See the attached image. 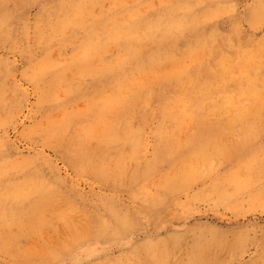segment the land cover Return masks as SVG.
Listing matches in <instances>:
<instances>
[{"label": "rangeland", "instance_id": "1", "mask_svg": "<svg viewBox=\"0 0 264 264\" xmlns=\"http://www.w3.org/2000/svg\"><path fill=\"white\" fill-rule=\"evenodd\" d=\"M143 1L0 0V264H264V0Z\"/></svg>", "mask_w": 264, "mask_h": 264}, {"label": "bare ground", "instance_id": "2", "mask_svg": "<svg viewBox=\"0 0 264 264\" xmlns=\"http://www.w3.org/2000/svg\"><path fill=\"white\" fill-rule=\"evenodd\" d=\"M20 1H21V0H20ZM35 1H36V0H35ZM40 1H41V0H40ZM61 1H62V0H61ZM159 1H160V0H159ZM172 1H173V0H172ZM178 1H179V0H178ZM178 1H177V2H178ZM197 1H198V0H197ZM199 1H200V0H199ZM202 1H203V0H202ZM26 2H27V1H26ZM33 2H34V1H33ZM59 2H60V1H59ZM70 2H71V1H70ZM89 2H90V1H89ZM103 2H104V1H103ZM110 2H111V1H110ZM110 2H109V3H110ZM132 2H133V1H132ZM132 2H131V3H132ZM144 2H145V0L143 1V4H144ZM162 2H164V1H162ZM181 2H182V1H181ZM200 2H201V1H200ZM217 2H218V1H217ZM217 2H216V3H217ZM225 2H226V1H225ZM6 3H7V2H6ZM123 3H124V2H123ZM141 3H142V2H141ZM148 3H149V2H148ZM175 3H176V1H175ZM194 3H195V2H194ZM196 3H197V2H196ZM196 3H195V4H196ZM202 3H203V2H202ZM226 3H227V2H226ZM229 3H230V2H229ZM260 3H261V1H260ZM14 4H16V3L14 2ZM42 4H43V3H42ZM96 4H97V3H96ZM101 4H102V3H101ZM156 4H157V3H156ZM168 4H169V3H168ZM261 4H262V3H261ZM261 4H260V5H261ZM83 5H84V4H83ZM91 5H94V4H91ZM122 5H123V4H122ZM128 5H130V4H128ZM136 5H137V4H136ZM157 5H158V4H157ZM162 5H163V4H162ZM181 5H182V4H181ZM256 5H257V4H256ZM262 5H263V4H262ZM262 5H261V6H262ZM17 6H18V5H17ZM17 6H16V8H17ZM23 6H24V5H23ZM62 6H64V5L62 4ZM65 6H66V5H65ZM65 6H64V7H65ZM95 6H96V5H95ZM112 6H113V5H112ZM114 6H115V5H114ZM166 6H167V5H166ZM172 6H173V5H172ZM176 6H177V4H176ZM226 6L228 7V5H226ZM7 7H8V6H7ZM24 7H25V6H24ZM40 7H41V6H40ZM60 7H61V6H60ZM91 7H92V6H91ZM154 7H155V6H154ZM168 7H169V6H168ZM168 7H167V8H168ZM214 7H215V6H214ZM257 7H259V6H257ZM257 7H256V8H257ZM263 7H264V6H263ZM16 8H15V9H16ZM21 8H22V7H21ZM21 8H20V9H21ZM74 8H75V7H74ZM81 8H82V7H81ZM83 8H84V7H83ZM88 8H89V7H88ZM88 8H87V9H88ZM92 8H93V7H92ZM106 8H107V5H106ZM117 8H118V6H117ZM125 8H126V7H125ZM139 8H141V7H139ZM152 8H153V7H152ZM165 8H166V7H165ZM188 8H189V7H188ZM254 8H255V7H254ZM20 9H18V11H19ZM41 9H42V8H41ZM45 9H46V8H45ZM45 9H44V12L46 11ZM54 9H55V8H54ZM75 9H76V8H75ZM87 9H86V10H87ZM107 9H108V8H107ZM111 9H112V8H111ZM129 9H131V8H129ZM136 9H137V8H136ZM147 9H149V8H147ZM147 9H146V10H147ZM150 9H151V8H150ZM176 9H177V8H176ZM181 9H182V8H181ZM191 9H192V8H191ZM133 10H134V9H133ZM141 10H142V9H141ZM156 10H157V9H156ZM174 10H175V9H174ZM0 11H1V9H0ZM16 11H17V10H16ZM21 11H22V10H21ZM40 11H41V10H40ZM40 11H39V12H40ZM52 11H53V10H52ZM148 11H149V10H148ZM162 11H164V9H163ZM227 11H228V10H227ZM259 11H260V8H259ZM22 12H23V11H22ZM75 12H76V11H75ZM83 12H84V11H83ZM118 12H119V11H118ZM120 12H121V11H120ZM158 12H159V11H158ZM173 12H174V11H173ZM176 12H177V11H176ZM196 12H197V11H196ZM251 12H253V11H251ZM17 13L19 14V12H17ZM17 13H16V14H17ZM40 13H41V12H40ZM48 13H49V12H48ZM69 13H70V12H69ZM71 13H72V12H71ZM71 13H70V14H71ZM109 13H110V12H109ZM112 13H113V12H112ZM115 13H117V12H115ZM128 13H129V12H128ZM153 13H154V12H153ZM191 13H192V12H191ZM199 13H200V11H199ZM255 13H256V12H255ZM255 13H254V14H255ZM25 14H26V13H25ZM42 14H43V13H42ZM74 14H75V13H74ZM98 14L100 15V13H98ZM105 14H107V13H105ZM117 14H118V13H117ZM119 14H120V13H119ZM119 14H118V15H119ZM172 14H173V13L171 12V15H172ZM179 14H180V13H179ZM194 14H195V13H194ZM221 14H222V13H221ZM254 14H253V15H254ZM263 14H264V13H263ZM23 15H24V14H23ZM99 15H97V16H99ZM108 15H109V14H108ZM167 15H168V14H167ZM185 15H186V14H185ZM223 15H225V14H222V16H223ZM256 15H258V14H256ZM256 15H255V16H256ZM17 16H18V15H17ZM63 16H64V15H63ZM63 16H62V17H63ZM69 16H70V15H69ZM78 16H79V15H78ZM116 16H117V15H116ZM130 16H131V15H130ZM138 16H140V15H138ZM179 16H180V15H179ZM15 17H16V16H15ZM55 17H56V16H55ZM84 17H85V16H84ZM124 17H125V16H124ZM158 17H159V16H158ZM158 17H157V18H158ZM164 17H165V16H164ZM187 17H189V16H187ZM187 17H186V19H187ZM22 18H23V17H22ZM41 18H42V17H41ZM48 18H49V17H48ZM88 18H89V17H88ZM96 18H97V17H95V18H93V19H96ZM105 18H106V17H105ZM137 18H138V17H137ZM151 18H152V17H151ZM169 18H170V17H169ZM176 18H178V17H176ZM257 18H258V17H257ZM14 19H15V18H14ZM49 19H50V18H49ZM55 19H56V18H55ZM98 19H99V17H98ZM102 19H103V18H102ZM113 19H116V18H113ZM121 19H122V18H121ZM149 19H150V18H149ZM183 19H185V18H183ZM186 19H185V20H186ZM213 19H214V17H213ZM255 19H256V17H255ZM37 20H38V19H37ZM100 20H101V19H100ZM106 20H107V19H106ZM147 20H148V19H147ZM164 20H165V19H164ZM167 20H168V17H167ZM167 20H165V21H167ZM170 20H171V19H169V21H170ZM204 20H205V19H204ZM221 20H222V19H221ZM223 20H224V19H223ZM233 20H234V19H233ZM253 20H254V19H253ZM22 21H23V20H22ZM33 21H34V20H33ZM40 21H41V20H40ZM62 21L64 22V20H62ZM62 21H61V22H62ZM65 21H66V20H65ZM73 21H76V20H73ZM91 21H92V20H91ZM103 21H105V20H103ZM120 21H121V20H120ZM131 21H132V20H131ZM131 21H130V22H131ZM172 21H173V20H172ZM174 21H175V20H174ZM206 21H207V20H206ZM212 21H213V20H212ZM216 21H217V20H216ZM37 22H39V21H37ZM58 22H59V21H58ZM79 22H80V21H79ZM87 22H88V21H87ZM106 22H107V21H105V23H106ZM140 22H141V21H140ZM155 22H156V21H155ZM196 22H197V21H196ZM209 22H210V21H209ZM222 22H223V21H222ZM222 22H221V23H222ZM66 23H67V22H66ZM74 23H76V22H74ZM85 23H86V22H85ZM105 23H104V24H105ZM114 23L116 24L117 22H114ZM126 23H127V22H126ZM128 23H129V22H128ZM156 23H157V22H156ZM156 23H155V24H156ZM165 23H166V22H165ZM190 23H191V22H190ZM193 23H194V22H193ZM193 23H191V24H193ZM206 23H207V22H206ZM232 23H233V22H232ZM254 23H255V20H254ZM6 24H7V23H6ZM59 24H60V23H59ZM64 24H65V22H64ZM67 24H68V23H67ZM67 24H66V25H67ZM83 24H84V22H83ZM117 24H118V23H117ZM130 24H132V23H130ZM152 24H153V23H152ZM168 24H169V22H168ZM188 24H189V23H188ZM10 25H11V24H10ZM61 25H62V24H61ZM61 25H59V26H61ZM75 25H76V24H75ZM118 25H120V24H118ZM123 25H124V23H123ZM157 25H158V23H157ZM162 25H163V21H162ZM201 25H202V24H201ZM201 25H200V26H201ZM42 26H45V25H42ZM47 26H49V25L47 24ZM53 26H54V25H53ZM57 26H58V25H57ZM57 26H55V27H57ZM63 26H64V25H63ZM76 26H77V25H76ZM81 26H83V25L81 24ZM85 26H87V25L85 24ZM88 26H89V25H88ZM155 26H156V25H155ZM170 26H171V25H170ZM170 26H169V27H170ZM172 26H173V25H172ZM174 26H175V24H174ZM182 26H183V25H182ZM184 26H185V28L188 27V26H186V25H184ZM189 26H190V25H189ZM228 26H229V25H228ZM5 27H6V26H5ZM11 27H12V26H11ZM73 27H75V26H73ZM78 27H79V26H78ZM107 27H108V26H107ZM192 27H193V25H192ZM197 27H198V26H197ZM210 27H211V26H210ZM210 27H209V28H210ZM212 27H213V26H212ZM23 28H24V27H23ZM58 28H59V27H58ZM63 28H64V27H63ZM63 28H62V29H63ZM87 28H88V27H87ZM96 28H98V27H96ZM103 28H104V27H103ZM117 28H118V27H117ZM157 28H158V27H157ZM157 28H156V29H157ZM159 28H160V26H159ZM180 28H181V27H180ZM239 28H240V27H239ZM20 29H21V28H20ZM25 29H26V25H25ZM34 29H35V28H34ZM59 29H60V28H59ZM62 29H61V30H62ZM71 29H72V28H71ZM71 29H70V30H71ZM91 29H92V28H91ZM154 29H155V28H153V30H154ZM201 29H202V28H201ZM6 30H7V29H5V31H6ZM28 30H29V29H28ZM84 30H85V28H84ZM151 30H152V28H151ZM153 30H152V31H153ZM178 30H179V27H178ZM183 30H184V29H183ZM189 30H190V29H189ZM189 30H188V32H189ZM192 30H193V29H192ZM194 30H195V28H194ZM202 30H203V29H202ZM208 30H209V29H208ZM216 30H217V29H216ZM229 30H230V28H229ZM8 31H9V28H8ZM25 31H26V30H25ZM62 31H63V30H62ZM88 31H91V30H88ZM105 31H106V28H105ZM107 31H108V29H107ZM115 31H116V30H115ZM136 31H137V30H136ZM163 31H164V30H163ZM190 31H191V30H190ZM222 31H223V30H222ZM240 31L243 32L242 30H240ZM38 32H39V31H38ZM68 32H69V31L67 30L66 33H67V35L69 36L70 34H68ZM160 32H162V31H160ZM167 32H168V31H167ZM181 32H182V31H181ZM208 32H209V31H208ZM211 32H212V30H211ZM218 32H219V31H218ZM3 33H4V31H3ZM5 33H6V32H5ZM12 33H13V32H12ZM66 33H65V34H66ZM76 33H77V31H76ZM86 33H87V31H86ZM89 33H90V32H89ZM121 33H122V32H121ZM146 33H148L147 30H146ZM193 33H194V32H193ZM200 33H201V32H200ZM206 33H207V32H206ZM51 34H52V33H51ZM51 34H50V35H51ZM65 34H64V35H65ZM80 34H81V33H80ZM101 34H102V33H101ZM103 34H104V33H103ZM113 34H114V33H113ZM113 34H112V35H113ZM116 34H117V32H116ZM169 34H170V33H169ZM169 34H168V36H169ZM174 34H176V32L173 33V35H174ZM234 34H235V33H234ZM240 34H242V33H240ZM1 35H2V34H1ZM14 35H15V34H14ZM33 35H34V34H33ZM43 35H44V33H43ZM58 35H59V33H58ZM58 35H55V36L58 37ZM62 35H63V34H62ZM143 35H144V33H143ZM145 35H147V34H145ZM185 35H186V32H185ZM199 35H200V34H199ZM213 35H214V34H213ZM219 35H220V33H219ZM232 35H233V34H232ZM244 35L246 36V34H244ZM28 36H29V35H28ZM36 36H37V35H36ZM75 36H76V35H75ZM75 36H74V37H75ZM100 36H101V35H100ZM106 36H107V35H106ZM113 36H114V35H113ZM139 36H140V35H139ZM139 36H138V37H139ZM171 36H172V34H171ZM193 36H194V35H193ZM226 36H227V35H226ZM233 36H234V35H233ZM5 37H6V36H5ZM25 37H26V36H25ZM41 37H42V36H41ZM169 37H170V36H169ZM181 37H182V36H181ZM181 37H180V38H181ZM187 37H188V36H187ZM212 37H213V36H212ZM229 37H230V34H229ZM251 37H252V36H251ZM261 37H262V36H261ZM261 37H259V38H261ZM31 38H32V37H31ZM65 38H66V37H65ZM106 38H107V37H106ZM111 38H113V37H111ZM128 38H129V37L127 36V41H128ZM130 38H131V36H130ZM167 38H168V37H167ZM171 38H173V37H171ZM183 38H184V37H183ZM21 39H22V37H21ZM101 39H103V38H101ZM108 39H109V37H108ZM148 39H149V38H148ZM155 39H157V38H155ZM158 39H159V38H158ZM191 39H192V38H191ZM207 39H208V38H207ZM215 39H216V38H215ZM218 39H219V38H218ZM263 39H264V37H263ZM39 40H40V39H39ZM48 40H49V39H48ZM67 40H68V39H67ZM83 40H84V39H83ZM114 40H115V39H114ZM125 40H126V39H125ZM125 40H124V41H125ZM135 40H136V38H135ZM141 40H142V37H141ZM149 40H150V39H149ZM159 40H160V39H159ZM165 40H166V39H165ZM198 40H199V39H198ZM202 40H203V39H202ZM238 40H239V39H238ZM255 40H257V38H256ZM79 41H80V40H79ZM177 41H178V40H177ZM177 41H176V42H177ZM192 41H193V40H192ZM204 41H205V40H204ZM210 41H211V40H210ZM210 41H209V42H210ZM216 41H217V40H216ZM65 42H66V41H65ZM81 42H82V41H81ZM117 42H118V41H117ZM119 42H120V41H119ZM145 42H146V40H145ZM157 42H159V41H157ZM174 42H175V41H174ZM197 42H198V41H197ZM201 42H202V41H201ZM201 42H200V43H201ZM206 42H207V41H206ZM235 42H237V41H235ZM260 42H261V41H260ZM67 43H68V42H67ZM76 43H77V42H76ZM146 43H149V42H146ZM166 43H167V42H166ZM170 43H172V42H170ZM170 43H168V44H170ZM188 43H189V42H188ZM211 43H212V41H211ZM221 43H222V42H221ZM256 43H257V42H256ZM263 43H264V41H263ZM81 44H82V43H81ZM100 44H101V42H100ZM126 44H127V43H126ZM150 44H151V43H150ZM161 44H162V41H161ZM161 44H160V45H161ZM258 44H259V43H258ZM153 45H154V44H153ZM165 45H166V44H165ZM195 45H196V44H195ZM205 45H206V44H205ZM260 45H261V44H260ZM75 46H76V44H75ZM77 46H78V45H77ZM80 46H81V45H80ZM147 46H148V45H147ZM182 46H183V45H182ZM214 46H216V45H214ZM240 46H241V45H240ZM249 46H250V45H249ZM256 46H257V45H256ZM83 47H84V46H83ZM150 47H151V46H150ZM150 47H149V49H150ZM171 47H172V46H171ZM200 47H201V46H200ZM216 47H217V46H216ZM222 47H223V46H222ZM231 47H232V45H231ZM237 47H238V46H237ZM257 47H258V46H257ZM257 47H256V48H257ZM165 48H166V47H164V49H165ZM167 48H168V46H167ZM226 48H227V47H226ZM235 48H236V46H235ZM249 48H251V47H249ZM253 48H254V47H252V49H253ZM76 49H77V48H76ZM149 49H148V51H150ZM153 49H155V48H153ZM204 49H205V48H204ZM227 49H228V48H227ZM254 49H255V48H254ZM259 49H260V48H259ZM262 49H263V48H262ZM48 50H49V49H48ZM50 50H52V49H50ZM99 50H101V49H99ZM151 50H152V48H151ZM168 50H169V49H168ZM208 50H209V49H208ZM215 50H216V49H215ZM218 50H219V49H218ZM238 50H239V49H238ZM240 50H243V49H240ZM247 50H248V49H247ZM249 50H250V49H249ZM148 51H147V52H148ZM166 51H167V50H166ZM180 51H181V50H180ZM189 51H190V48H189ZM201 51H202V50H201ZM212 51H213V49H212ZM224 51H225V50H224ZM254 51H255V50H254ZM136 52H137V51H136ZM139 52H140V51H139ZM151 52H152V51H151ZM155 52H156V51H155ZM158 52H159V51H158ZM163 52H164V51H163ZM168 52H169V51H168ZM173 52H174V51H173ZM199 52H200V51H199ZM219 52H220V51H219ZM239 52H240V51H238V53H239ZM241 52H242V51H241ZM255 52H256V51H255ZM140 53H141V52H140ZM152 53H154V52H152ZM165 53H166V52H164V54H165ZM184 53H185V52H184ZM204 53H207V50H206V52L204 51ZM252 53H253V55H254V52H252ZM132 54H134V52H133ZM137 54H138V53H137ZM137 54H136V55H137ZM161 54H162V53H161ZM212 54H213V53H212ZM226 54H227V53H226ZM236 54H237V53H236ZM262 54H263V53H262ZM104 55H105V54H104ZM104 55H103V56H104ZM109 55H110V54H109ZM144 55H145V57H146L147 54H144ZM175 55H176V54H175ZM208 55H209V54H208ZM237 55H238V54H237ZM245 55H246V54H245ZM95 56H96V55H95ZM137 56H138V55H137ZM147 56H148V55H147ZM154 56H155V55H154ZM161 56H162V55H161ZM217 56H219V55H217ZM231 56H232V55H231ZM241 56H242V54H241ZM256 56H257V52H256ZM84 57H85V56H84ZM100 57H101V56H100ZM190 57H191V56H190ZM194 57H195V56H194ZM208 57H209V56H208ZM214 57H215V56H214ZM242 57L245 58L244 56H242ZM253 57H255V55H254ZM258 57H259V55H258ZM81 58H82V57H81ZM86 58H87V57H86ZM119 58H120V57H119ZM142 58H143V57H142ZM191 58H192V57H191ZM202 58H203V57H202ZM205 58L207 59L206 56H205ZM212 58H213V57H212ZM247 58H248V56H247ZM152 59H153V58H152ZM160 59H161V58H160ZM261 59H262V58H261ZM261 59H260V60H261ZM84 60H85V59H83V62H84ZM106 60H107V59H106ZM139 60H140V59H139ZM141 60H142V59H141ZM144 60H145V59H144ZM167 60H168V59H167ZM186 60H187V59H186ZM209 60H210V59H209ZM209 60H208V61H209ZM228 60H229V59H228ZM78 61H79V60H78ZM102 61H103V60H102ZM132 61H133V60H132ZM169 61H170V60H169ZM174 61H175V60H174ZM211 61H212V60H211ZM225 61H226V60H225ZM244 61H245V60H244ZM83 62H81V63H83ZM141 62H143V61H141ZM166 62H167V61H166ZM166 62H165V64H166ZM171 62H172V61H171ZM185 62H186V61H185ZM222 62H223V61H222ZM263 62H264V60H263ZM67 63H68V62H67ZM70 63H71V62H70ZM86 63H87V62H86ZM119 63H120V62H119ZM180 63H181V62H180ZM186 63H187V62H186ZM205 63H206V62H205ZM223 63H224V62H223ZM225 63H226V62H225ZM231 63H232V62H231ZM233 63H234V62H233ZM235 63H236V62H235ZM235 63H234V64H235ZM71 64H72V63H71ZM99 64H100V63H99ZM161 64H162V63H161ZM168 64H169V63H168ZM174 64H175V63H174ZM189 64H190V63H189ZM218 64H219V63H218ZM220 64H221V63H220ZM244 64H245V63H244ZM247 64H248V63H247ZM249 64H250V63H249ZM76 65H79V64H76ZM80 65H81V64H80ZM124 65H125V64H124ZM170 65H171V64H169V66H170ZM197 65H199V64L197 63ZM211 65H213V64H210V66H211ZM241 65H242V64H241ZM241 65H240V66H241ZM251 65H252V64H251ZM258 65H259V64H258ZM167 66H168V65H167ZM181 66H182V65H181ZM221 66H222V65H221ZM223 66H226V65L223 64ZM223 66H222V67H223ZM233 66H234V65H233ZM235 66H236V65H235ZM70 67H71V66H70ZM73 67H74V66H73ZM75 67H76V66H75ZM110 67H111V66H110ZM144 67H145V66H144ZM153 67H155V66H153ZM248 67H249V66H248ZM255 67H256V66H255ZM260 67H261V66H260ZM66 68H68V67H66ZM103 68H104V67H103ZM123 68H124V67H123ZM138 68H139V67H138ZM151 68H152V67H151ZM151 68H150V69H151ZM156 68H157V67H156ZM156 68H155V69H156ZM188 68H189V67H188ZM198 68H200V67H198ZM223 68H224V67H223ZM230 68H231V67H230V65H229V70H230ZM251 68H253V67H251ZM261 68H262V67H261ZM59 69H61V68H59ZM132 69H133V68H132ZM146 69H147V68H146ZM152 69H153V68H152ZM167 69H168V68H167ZM167 69H166V70H167ZM179 69H180V68H179ZM200 69H201V68H200ZM231 69H232V68H231ZM233 69L235 70L234 67H233ZM233 69H232V70H233ZM247 69H248V68H247ZM73 70H74V68H73ZM91 70H92V69H91ZM114 70H115V69H114ZM124 70H125V69H124ZM136 70H138V69H136ZM170 70H171V69H169V71H170ZM177 70H178V68H177ZM214 70H215V69H214ZM229 70H228V71H229ZM237 70H238V69H237ZM251 70H252V69H251ZM259 70H260V68H259ZM263 70H264V69H263ZM92 71H94V70H92ZM95 71H96V70H95ZM100 71H101V70H100ZM129 71H130V70H129ZM142 71H144V70H142ZM149 71H150V70H149ZM164 71H165V70H164ZM180 71H181V70H179V72H180ZM239 71H240V70H239ZM83 72L85 73V71H83ZM89 72H90V71H89ZM121 72H122V71H121ZM221 72H223V71H221ZM255 72H256V71H255ZM162 73H163V72H162ZM184 73H185V72H184ZM184 73H183V74H184ZM207 73H208V72H207ZM209 73H210V71H209ZM231 73H233V72H231ZM231 73H230V74H231ZM243 73H244V72H243ZM248 73H249V72H248ZM43 74H44V73H43ZM43 74H41V75H43ZM90 74H91V73H90ZM103 74H105V73H103ZM127 74H128V71H127ZM149 74H150V73H149ZM181 74H182V73H181ZM201 74H202V73H201ZM204 74H205V73H204ZM255 74H256V73H255ZM255 74L253 73L254 76H255ZM261 74H262V73H261ZM44 75H45V74H44ZM98 75H99V74H98ZM115 75H117V74H115ZM115 75H114V76H115ZM135 75H136V73H135ZM160 75H163V74H160ZM199 75H200V74H199ZM216 75H217V74H216ZM60 76H61V75H60ZM73 76H74V75H73ZM96 76H97V75H96ZM121 76H122V74H121ZM146 76H147V75H146ZM151 76H152V74H151ZM156 76H157V75H156ZM179 76H180V75H178V77H179ZM206 76H207V74H206ZM229 76H230V75H229ZM240 76H241V75H240ZM242 76H244V75H242ZM251 76H252V75H251ZM104 77H106V76H104ZM131 77H132V76H131ZM136 77H137V76H136ZM149 77H150V76H149ZM154 77H155V75H154ZM158 77H159V76H158ZM174 77H175V76H174ZM174 77H172V78H174ZM200 77H201V76H200ZM214 77H215V76H214ZM214 77H213V78H214ZM223 77H224V74H223ZM225 77H227V76H225ZM231 77H232V76H231ZM238 77H239V76H238ZM66 78H67V77H66ZM109 78H110V77H109ZM118 78H119V77H118ZM134 78H135V76H134ZM134 78H132V79H134ZM138 78H139V77H138ZM138 78H137V79H138ZM147 78H148V77H147ZM147 78H146V79H147ZM155 78H156V77H155ZM185 78H186V77H185ZM193 78H194V77H193ZM206 78H207V77H206ZM236 78H237V76H236ZM250 78H251V77H250ZM262 78H263V77H262ZM91 79H92V78H91ZM115 79H116V78H115ZM121 79H122V77H121ZM130 79H131V78H130ZM142 79H144V78L142 77ZM146 79H145V80H146ZM152 79H153V78H152ZM156 79H157V78H156ZM169 79H170V77H169ZM202 79H203V78H202ZM210 79H211V78H210ZM210 79H209V80H210ZM218 79H219V77H218ZM241 79H242V78H241ZM241 79H240V80H241ZM243 79H244V78H243ZM252 79H253V78H252ZM102 80H103V79H102ZM107 80H108V78H107ZM116 80H117V79H116ZM124 80H125V78H124ZM124 80H123V81H124ZM205 80H206V79H205ZM215 80H217V79H215ZM220 80H221V79H220ZM222 80H223V79H222ZM236 80H238V79H236ZM244 80H245V79H244ZM255 80H257V79H255ZM79 81H80V80H79ZM87 81H88V80H87ZM142 81H143V80H142ZM142 81H141V82H142ZM146 81H148V79H147ZM158 81H159V80H158ZM166 81H167V80H166ZM170 81H172V80H170ZM188 81H189V80H188ZM190 81H191V80H190ZM201 81H202V80H201ZM206 81H207V80H206ZM225 81H226V80H225ZM253 81H254V80H253ZM77 82H78V81H77ZM113 82H114V81H113ZM130 82H131V81H130ZM152 82H154V81H152ZM208 82H210V81H208ZM226 82H227V81H226ZM249 82H251V81H249ZM249 82L247 81V83H249ZM260 82H261V81H260ZM263 82H264V81H263ZM66 83H67V82H66ZM79 83H80V82H79ZM124 83H125V82H124ZM143 83H144V82H143ZM145 83H146V82H145ZM145 83H144V84H145ZM163 83H164V82H163ZM201 83H202V82H201ZM215 83H216V82H215ZM215 83H214V84H215ZM228 83H229V82H228ZM247 83H246V84H247ZM68 84H69V83H68ZM76 84H77V83H76ZM109 84H110V83H109ZM112 84H113V83H112ZM120 84H121V83H120ZM130 84H131V83H130ZM147 84H148V83H147ZM147 84H145V85H147ZM158 84H160V83H158ZM177 84H178V83H177ZM177 84H176V85H177ZM214 84H213V85H214ZM239 84H240V83H239ZM253 84H254V83H253ZM70 85H71V83H70ZM107 85H108V84H107ZM124 85H125V84H124ZM126 85H127V84H126ZM141 85H142V84H141ZM141 85H140V86H141ZM145 85L142 86V87L144 88ZM149 85H151V83H150ZM153 85H154V83H153ZM155 85H156V84H155ZM185 85H186V84H185ZM207 85H208V84H207ZM211 85H212V84H211ZM216 85H217V84H216ZM219 85H220V84H219ZM233 85H234V84H233ZM77 86H78V85H77ZM79 86H80V84H79ZM109 86H110V85H109ZM133 86H134V85H133ZM147 86H148V85H147ZM158 86H159V85H158ZM158 86H157L156 88H158ZM190 86H191V85H190ZM225 86H226V85H225ZM240 86H241V85H239V88H240ZM71 87H72V86H71ZM73 87H74V86H73ZM73 87H72V88H73ZM214 87H215V85H214ZM214 87H213V88H214ZM234 87H235V86H234ZM68 88H69V87H68ZM111 88H112V87H111ZM115 88H116V87H115ZM119 88H120V87H119ZM121 88H123V86H122ZM121 88H120V89H121ZM125 88H126V87H125ZM131 88H132V87H131ZM137 88H138V87H137ZM150 88H152V87H150ZM153 88H154V87H153ZM188 88H189V87H188ZM200 88H201V87H200ZM200 88H199V89H200ZM220 88H221V87H220ZM220 88H219V89H220ZM251 88H253V87H251ZM256 88H257V87H256ZM256 88H255V89H256ZM74 89H75V88H74ZM99 89H100V88H99ZM99 89H98V90H99ZM172 89H173V88H172ZM177 89H178V88H177ZM196 89H197V88H196ZM227 89H229V87H228ZM233 89H234V88H233ZM77 90H78V89H77ZM102 90H103V89H102ZM122 90H123V89H122ZM126 90H127V89H126ZM168 90H169V89H168ZM200 90H201V89H200ZM205 90H207V89L205 88ZM205 90H203V91L206 92ZM221 90H222V89H221ZM236 90H237V89H236ZM258 90H259V89H258ZM65 91H66V90H65ZM68 91H69V90H68ZM75 91H76V90H75ZM82 91H83V88H82ZM114 91H115V90H114ZM120 91H121V90H120ZM123 91H124V90H123ZM130 91H131V90H130ZM140 91H141V90H140ZM160 91H161V90H160ZM170 91H171V90H170ZM172 91H173V90H172ZM196 91H197V90H196ZM216 91H217V90H216ZM231 91H232V90H231ZM242 91H243V90H242ZM260 91H261V90H260ZM260 91H259V93H260ZM76 92H78V91H76ZM108 92H109V91H108ZM110 92H111V91H110ZM118 92H119V91H118ZM118 92H117V93H118ZM128 92H129V91H128ZM137 92H139V91H137ZM153 92H155V91H153ZM158 92H159V91H158ZM185 92H186V91H185ZM197 92H198V91H197ZM197 92H196V93H197ZM204 92H203V93H204ZM239 92H240V91H239ZM65 93H66V92H65ZM68 93H69V92H68ZM101 93H102V92H101ZM140 93H141V92H140ZM146 93H147V92H146ZM146 93H145V94H146ZM150 93H152V92H150ZM182 93H184V92H182ZM203 93H202V94H203ZM210 93H211V92H209L208 94H210ZM212 93H213V92H212ZM241 93H242V92H241ZM259 93H258V96H260ZM70 94H72V93H70ZM106 94H107V93H106ZM136 94H137V93H136ZM143 94H144V93H143ZM154 94H155V93H154ZM188 94H189V93H188ZM202 94H201V95H202ZM208 94H207V95H208ZM230 94H231V93H230ZM243 94H244V93H243ZM243 94H242V95H243ZM96 95H97V94H96ZM109 95H110V94H109ZM116 95H117V94H116ZM138 95L140 96V94H138ZM150 95H151V94H150ZM157 95H158V94H157ZM172 95H173V94H172ZM239 95H240V94H239ZM239 95H237V96H239ZM261 95H262V94H261ZM98 96H99V95H98ZM112 96H113V95H112ZM143 96H144V95H143ZM173 96H174V95H173ZM187 96H188V95H187ZM209 96H210V95H209ZM229 96H230V95H229ZM231 96H232V98H233V95H231ZM231 96H230V98H231ZM69 97H70V96H69ZM73 97H74V96H73ZM114 97H115V96H114ZM141 97H142V96H141ZM198 97H199V96H198ZM210 97H211V96H210ZM235 97H236V96H235ZM239 97H241V96H239ZM243 97H244V96H243ZM262 97H263V96H262ZM99 98H100V97H98V99H99ZM104 98H105V97H104ZM145 98H147V97H145ZM150 98H151V97H150ZM152 98H153V97H152ZM183 98H184V97H183ZM185 98H186V97H185ZM202 98H203V97H202ZM206 98H207V97H206ZM221 98H222V97H221ZM232 98H231V100H232ZM244 98H245V97H244ZM250 98H251V96H250ZM260 98H261V97H260ZM125 99H126V98H125ZM125 99H124V100H125ZM155 99H156V98H155ZM189 99H190V98H189ZM196 99H197V98H196ZM207 99H208V98H207ZM207 99H206V100H207ZM211 99H212V98H211ZM216 99H217V98H216ZM216 99H214V101H215ZM235 99H236V98H235ZM263 99H264V98H263ZM104 100H105V99H104ZM110 100H111V98H110ZM124 100H123V101H124ZM149 100H150V99H149ZM173 100H174V99H173ZM206 100H205V101H206ZM222 100H223V99H222ZM121 101H122V100H121ZM145 101H146V100H145ZM151 101H152V99H151ZM162 101H163V100H162ZM174 101H176V100H174ZM189 101H190V100H189ZM210 101H211V100H210ZM228 101H229V100H228ZM240 101H241V100H240ZM244 101H245V100H244ZM248 101H249V100H248ZM248 101H247V104H248ZM260 101H261V99H260ZM262 101H263V100H262ZM103 102H105V101H103ZM127 102H128V101H127ZM131 102H133V101H131ZM172 102H173V101H172ZM190 102H191V101H190ZM192 102H193V101H192ZM199 102H200V100L198 101V103H199ZM216 102H217V101H216ZM231 102H232V101H231ZM254 102H256V101H254ZM134 103H138V102H136V100H135ZM164 103H165V105H166V102H164ZM164 103H163V104H164ZM167 103L170 104L168 101H167ZM193 103H194V102H193ZM196 103H197V101H196ZM210 103H211V102H209L208 104L210 105ZM237 103H238V102H237ZM257 103H258V102H257ZM260 103H261V102H260ZM125 104H126V103H125ZM168 104H167V105H168ZM175 104H176V103H175ZM186 104H187V103H186ZM199 104H200V103H199ZM201 104H202V103H201ZM213 104H214V103H213ZM227 104H228V103H227ZM232 104H233V103H232ZM96 105H97V104H96ZM99 105H100V104H99ZM101 105H102V104H101ZM101 105H100V107L102 108ZM161 105H162V104H161ZM178 105H179V104H178ZM182 105H183V104H182ZM193 105H194V104H193ZM229 105H230V104H229ZM234 105H235V104H234ZM261 105H262V104H261ZM261 105H260V107H261ZM4 106H5V105H4ZM135 106H136V105H135ZM143 106H144V105H143ZM173 106H174V105H173ZM195 106H196V104H195ZM195 106H194V108H195ZM201 106H202V105H201ZM214 106H215V105H214ZM216 106H217V105H216ZM223 106H224V105H223ZM238 106H239V105H238ZM253 106H254V105H253ZM92 107H93V106H92ZM130 107H131V106H130ZM132 107H133V105H132ZM136 107H137V106H136ZM141 107H142V106H141ZM205 107H206V103H205ZM208 107H210V106H208ZM224 107H228V106H224ZM229 107H230V106H229ZM232 107H233V106H232ZM232 107H231V108H232ZM246 107H247V106H246ZM246 107H245V109H246ZM248 107H249V105H248ZM118 108H119V107H118ZM123 108H124V107H123ZM138 108H139V106H138ZM142 108H143V107H142ZM161 108H162V106H161ZM163 108H164V107H163ZM167 108H168V107H167ZM206 108H207V107H206ZM213 108H214V107H213ZM241 108H243V107H241ZM255 108H256V107H255ZM98 109H99V108H98ZM132 109H133V108H132ZM187 109H188V108H187ZM189 109H191V108H189ZM229 109H230V108H229ZM258 109H259V107H258ZM122 110H123V109H122ZM159 110H160V109H159ZM161 110H162V109H161ZM168 110H170V109H168ZM168 110H167V111H168ZM195 110H196V109H195ZM197 110H198V108H197ZM209 110H210V108H209ZM218 110H219V109H218ZM234 110H235V109H234ZM259 110H260V109H259ZM126 111H127V109H126ZM133 111H134V110H133ZM135 111H136V110H135ZM142 111H144V110H142ZM162 111H163V110H162ZM167 111H166V112H167ZM175 111H176V110H175ZM182 111H183V110H182ZM198 111H199V110H198ZM211 111H212V110H211ZM226 111H228V109H227ZM248 111H249V110H248ZM99 112H101V110H99ZM120 112H121V111H120ZM127 112H128V111H127ZM148 112H149V111H148ZM168 112H169V111H168ZM172 112H173V111H172ZM183 112H184V111H183ZM189 112H190V111H189ZM209 112H210V111H209ZM235 112H236V111H235ZM255 112H256V111H255ZM257 112H258V111H257ZM129 113H130V112H129ZM132 113H133V112H132ZM162 113H164V112H162ZM192 113H193V112H192ZM200 113H202V112L200 111ZM215 113H216V112H215ZM215 113H214V114H215ZM238 113H239V112H238ZM122 114H123V113H122ZM133 114H134V113H133ZM158 114H159V113H158ZM166 114H168V113H166ZM224 114H225V113H224ZM228 114H229V112H228ZM236 114H237V113H236ZM239 114H240V113H239ZM246 114H247V113H246ZM131 115H132V114H131ZM163 115H164V114H163ZM175 115H176V114H175ZM185 115H187V114H185ZM198 115H199V114H198ZM204 115H205V114H204ZM210 115H211V114H210ZM231 115H232V114H231ZM252 115H254V114H252ZM261 115H262V114H261ZM120 116H122V115H120ZM169 116H170V114H169ZM171 116H172V115H171ZM173 116H174V115H173ZM189 116H191V115H189ZM215 116H216V115H215ZM221 116H222V115H221ZM243 116H244V115H243ZM245 116H246V115H245ZM257 116H258V115H257ZM112 117H113V116H112ZM124 117H125V116H124ZM135 117H136V116H135ZM135 117H134V118H135ZM187 117H188V116H187ZM202 117H203V116H202ZM225 117H226V116H225ZM232 117L235 118L234 116H232ZM232 117H231V118H232ZM118 118H120V117H118ZM122 118H123V117H122ZM125 118H127V117H125ZM158 118H159V117H158ZM204 118H205V116H204ZM215 118H216V117H215ZM218 118H219V117H218ZM241 118H242V117H241ZM253 118H254V117H253ZM255 118H256V117H255ZM261 118H262V117H261ZM129 119H130V118H129ZM191 119H192V118H191ZM201 119H202V118H201ZM201 119H200V120H201ZM238 119H239V118H238ZM238 119H237V117H236V120H238ZM117 120H119V119H117ZM130 120H132V119H130ZM159 120H160V119H159ZM159 120H158V121H159ZM192 120H193V119H192ZM205 120H206V119H205ZM216 120H219V119H216ZM216 120H215V121H216ZM228 120H229V119H228ZM233 120H234V119H232V121H233ZM255 120H256V119H255ZM259 120H260V119H259ZM119 121H120V120H119ZM128 121H129V120H128ZM156 121H157V120H156ZM182 121H183V120H182ZM193 121H194V120H193ZM202 121H203V120H202ZM210 121H211V120H210ZM241 121H242V119L240 120V122H241ZM246 121L248 122V120H246ZM246 121L244 120V122H246ZM260 121H261V120H260ZM115 122H116V121H115ZM115 122H114V123H115ZM235 122H236V121H235ZM240 122H239V123H240ZM64 123H65V122H64ZM67 123H68V122H67ZM114 123H113L112 125H115ZM116 123H117V122H116ZM166 123H167V122H166ZM184 123H185V122H184ZM197 123H198V122H196L195 124H197ZM200 123H201V122H200ZM209 123H210V122H209ZM228 123H230V122L228 121ZM237 123H238V122H237ZM250 123H252V122H249L248 124H250ZM65 124H66V123H65ZM70 124H71V123H70ZM129 124H130V123H129ZM186 124H187V123H186ZM186 124H185V125H186ZM188 124H189V123H188ZM195 124H194V125H195ZM224 124H225V123L223 122V125H224ZM240 124H241V123H240ZM257 124H258V123H257ZM112 125H111V126H112ZM122 125H123V124H122ZM133 125H134V123H133ZM181 125H182V124H181ZM232 125H234V123H232ZM244 125H245V124H244ZM117 126H118V124H117ZM117 126H116V127H117ZM124 126H125V125H124ZM202 126H203V125H202ZM208 126H209V125H208ZM211 126H213V125H211ZM216 126H217V125H216ZM216 126H215V128H216ZM224 126H225V125H224ZM227 126H229V124H228ZM260 126H262V125H260ZM107 127H108V126H107ZM120 127H121V126H120ZM192 127H193V126H192ZM234 127H235V126H234ZM244 127H245V126H244ZM250 127H251V126H250ZM254 127H256V126H254ZM114 128H115V126H114ZM187 128H188V127H187ZM206 128H208V127H206ZM246 128H247V127H246ZM252 128H253V127H252ZM257 128H258V126H257ZM153 129H154V128H153ZM198 129H199V128H198ZM209 129H210V128H209ZM218 129H219V128H218ZM239 129H240V128H239ZM120 130L122 131V129H120ZM134 130L136 131V129H134ZM211 130H212V127H211ZM226 130H227V128H226ZM228 130H229V129H228ZM232 130H233V129H232ZM232 130H231V133H232ZM258 130H259V129H258ZM130 131H131V130H130ZM202 131H203V130H202ZM215 131H216V129H215ZM218 131H219V130H218ZM255 131H256V130H255ZM262 131H263V130H262ZM262 131H261V132H262ZM119 132H120V131H119ZM123 132L126 133L127 131L123 130L122 133H123ZM190 132H191V131H190ZM216 132H217V131H216ZM223 132H224V131H223ZM227 132H228V131H227ZM238 132H240V131H238ZM238 132H237V133H238ZM243 132H244V131H243ZM247 132H248V131H247ZM247 132H246V133H247ZM256 132H257V131H256ZM256 132H255V134H256ZM131 133H133V131H132ZM184 133H185V132H184ZM188 133H189V132H188ZM210 133H211V132H210ZM234 133H235V132H234ZM250 133H251V132H250ZM250 133H249V134H250ZM180 134H181V133H180ZM243 134H244V133H243ZM253 134H254V133H253ZM108 135H109V134H108ZM133 135H135V134L133 133ZM188 135H189V134H188ZM198 135H199V134H198ZM245 135H246V134H245ZM258 135H259V134H258ZM113 136H114V135H113ZM116 136H117V135H116ZM138 136H139V135H138ZM138 136H137V137H138ZM140 136H141V135H140ZM171 136H172V135H171ZM176 136H177V135H176ZM178 136H179V135H178ZM185 136H186V135H185ZM196 136H197V134H196ZM102 137H103V136H102ZM104 137H105V136H104ZM135 137H136V136H135ZM179 137H180V136H179ZM194 137H195V136H194ZM110 138H113V137H110ZM131 138H133V137H131ZM165 138H166V137H165ZM170 138H171V137H170ZM175 138H176V137H175ZM107 139H108V137H107ZM116 139H117V138H116ZM171 139H172V138H171ZM168 140H169V139H168ZM172 140H173V139H172ZM176 140H177V138H176ZM183 140H184V139H183ZM193 140H194V139H193ZM114 141H115V140H114ZM162 141H163V140H162ZM164 141H166V140H164ZM170 141H171V140H170ZM120 142H121V141H120ZM174 142H175V140H174ZM183 142H184V141H183ZM4 143H5V142H4ZM116 143H117V142H116ZM192 143H193V142H192ZM199 143H200V142H199ZM202 143H203V142H202ZM162 144H163V143H162ZM166 144H167V143H166ZM169 144H171V143H169ZM175 144H178V143L175 142ZM181 144H182V143H181ZM183 144H184V143H183ZM195 144H196V143H195ZM4 145H5V144H4ZM163 145H164V144H163ZM184 145H186V144H184ZM196 145H197V144H196ZM198 145H199V144H198ZM109 146H110V145H109ZM168 146H169V145H168ZM178 146H179V145H178ZM192 146H193V145H192ZM116 147H117V146H116ZM201 147H202V146H201ZM203 147H204V146H203ZM4 148H5V147H4ZM4 148H3V149H4ZM112 148H113V147H112ZM114 148H115V147H114ZM163 148H164V147H163ZM165 148H167V147L165 146ZM165 148H164V149H165ZM198 148H199V147H198ZM115 149H116V148H115ZM169 149H170V147H169ZM188 149H189V148H188ZM194 149H195V147H194ZM6 150H7V149H6ZM166 150H167V149H166ZM204 150H205V149H204ZM206 150H207V149H206ZM111 151H112V150H111ZM171 151H172V150H171ZM182 151H183V150H182ZM4 152H5V151H4ZM108 152H109V151H108ZM173 152H174V151H173ZM102 153H103V152H102ZM123 153H124V152H123ZM189 153H190V152H189ZM1 154H2V153H1ZM105 154H106V153H105ZM166 154H167V153H166ZM184 155H185V154H184ZM186 155H187V154H186ZM106 157H107V156H106ZM170 157H171V156H170ZM184 157H185V156H184ZM111 158H112V157H111ZM111 158H109V159H111ZM113 158H115V157H113ZM166 158H167V157H166ZM175 158H176V157H175ZM186 158H187V157H186ZM102 159H103V158H102ZM107 159H108V158H107ZM109 159H108V160H109ZM191 159H192V158H191ZM175 160H177V159H175ZM175 160H173V161H175ZM1 161H2V163H3V160H2V159H1ZM10 161H11V160H10ZM16 161H17V158H16ZM45 161H46V160H45ZM123 161H124V160H123ZM4 162H5V161H4ZM37 162H38V161H37ZM39 162H40V161H39ZM119 162H120V161H119ZM119 162H117V163H119ZM164 162H165V161H164ZM185 162H186V161H185ZM204 162H205V161H204ZM10 163H11V162H10ZM26 163H27V162H26ZM113 163H114V162H113ZM121 163H122V162H121ZM121 163H120V164H121ZM126 163H127V162H126ZM154 163H155V162H154ZM187 163H188V162H187ZM191 163H192V161H191ZM3 164H4V163H3ZM106 164H107V163H106ZM128 164H129V162H128ZM147 164H148V163H147ZM175 164H176V163H175ZM16 165H17V164H16ZM40 165H41V163H40ZM102 165H103V164H102ZM116 165H117V164H116ZM116 165H115V166H116ZM154 165H155V164H154ZM186 165H187V164H186ZM188 165H189V164H188ZM192 165H193V163H192ZM198 165H199V164H198ZM200 165H201V164H200ZM210 165H211V164H210ZM8 166L13 167L14 165L12 166V165H9V164H8ZM45 166H46V165H45ZM107 166H108V165H107ZM115 166H114V167H115ZM126 166H127V164H126ZM128 166H129V165H128ZM170 166H172V165H170ZM170 166H169V167H170ZM175 166H176V165H175ZM179 166H180V165H179ZM202 166H203V164H202ZM20 167H21V166H20ZM116 167H117V166H116ZM191 167H192V166H191ZM191 167H190V168H191ZM193 167H194V166H193ZM193 167H192V169H193ZM197 167H198V166H197ZM39 168H40V167H39ZM186 168H187V167H186ZM203 168H205V167H203ZM207 168H208V166H207ZM211 168H212V167H211ZM8 169H9V168H8ZM40 169H42V168H40ZM119 169H120V168H119ZM123 169H124V168H123ZM126 169H127V168H126ZM126 169H125V170H126ZM187 169H188V168H187ZM204 170H205V169H204ZM34 171H35V170H34ZM43 171H44V170H43ZM189 171H192V174H193V170H190V169H189ZM199 171H200V169H199ZM199 171L197 170V172H199ZM5 172H6V171H5ZM27 172H30V171H27ZM31 172H32V171H31ZM35 172H36V171H35ZM117 172H119V171H117ZM183 172H184V171H183ZM194 172H195V170H194ZM22 173H23V172H22ZM32 173H33V172H32ZM176 173H177V172H176ZM181 173H182V172H181ZM184 173H185V172H184ZM188 173H189V172H188ZM25 174H26V173H23V175H25ZM41 174H42V173H41ZM119 174H120V173H119ZM198 174H199V173H198ZM26 175H27V174H26ZM39 175H40V174H39ZM47 175H48V174H47ZM122 175H123V174H122ZM175 175H177V174H175ZM184 175H185V174H184ZM194 175H195V174H194ZM55 176H56V175H55ZM127 176H128V175H127ZM170 176H172V175H170ZM37 177H38V176H37ZM191 177H192V176H191ZM196 177H197V176H196ZM39 178H40V176H39ZM179 178H180V177H179ZM183 178H185V176H184ZM183 178H182V179L180 178V179L183 180ZM30 179H31V178H30ZM44 179H45V178H44ZM174 179H175V178H174ZM177 179H178V176H177ZM180 179H179V180H180ZM3 180H4V179H3ZM179 180H178V181H179ZM185 180H186V179H185ZM185 180H184V181H185ZM35 181H37V180H35ZM45 181H46V179H45ZM50 181H51V180H50ZM52 181H53V180H52ZM173 181H174V180H173ZM186 182H187V181H186ZM29 183H30V182H29ZM34 183H35V182H34ZM173 183H174V182H173ZM180 183H181V182H180ZM4 184H5V183H4ZM7 184H8V183H7ZM42 184H44V183H42ZM171 184H172V183H171ZM183 184H184V183H183ZM10 185H11V184H10ZM35 185H37V184H35ZM35 185H34V186H35ZM44 185H45V184H44ZM169 185H170V184H169ZM180 185H181V184H180ZM2 186H3V185H2ZM37 186H38V185H37ZM46 186H47V185H46ZM174 186H175V185H174ZM176 186H177V185H176ZM178 186H179V185H178ZM183 186H184V185H183ZM4 187H5V186H4ZM4 187H3V188H4ZM12 187H13V186H12ZM24 187H26V186H24ZM28 187H29V186H28ZM39 187L41 188L42 186H39ZM44 187H45V186H43V188H41V189H44ZM49 187H50V186H49ZM120 187H121V186H120ZM6 188H7V187H6ZM32 188H33V187H32ZM47 188H48V187H47ZM18 189H19V188H18ZM20 189H21V188H20ZM48 189H50V188H48ZM6 190H7V189H6ZM13 190H14V189H13ZM26 190H27V188H26ZM34 190H37V191H38V189H34ZM34 190H33V191H34ZM39 190H40V189H39ZM44 190H45V189H44ZM15 191H16V189H15ZM45 191H46V190H45ZM48 191H49V190H48ZM24 192H25V191H24ZM30 192H31V191H30ZM35 192H36V191H35ZM39 192H40V191H39ZM42 192H44V191H42ZM51 192H52V191H51ZM4 193H5V192H4ZM1 194H2V193H1ZM14 194H15V193H14ZM31 194H34V193L31 192ZM35 194H36V193H35ZM47 194H48V193H47ZM54 194H55V193H54ZM54 194H53V195H54ZM4 195H5V194H4ZM16 195H17V194H16ZM16 195H14V196H16ZM18 195H19V194H18ZM21 195H22V194H21ZM41 195H42V194H41ZM48 195H50V194H48ZM60 195H61V194H60ZM63 195H64V194H63ZM12 196H13V195H12ZM58 196H59V195H58ZM5 197H6V196H5ZM16 197H17V196H16ZM16 197H14V198L16 199ZM20 197L23 198L22 196H20ZM35 197H36V196H35ZM39 197H40V196H39ZM1 198H2V197H1ZM33 198H34V197H33ZM45 198H46V197H45ZM53 198H54V197H52V199H53ZM64 198H65V195H64ZM36 199H37V198H36ZM36 199H35V200H36ZM58 199H60V197H59ZM42 200H43V199H42ZM53 200H54V199H53ZM3 201H4V200H3ZM17 201H19V200H17ZM30 201H31V200H30ZM49 201H51V200H49ZM49 201H48V202H49ZM20 202H21V201H20ZM20 202H19V203H20ZM28 202H29V201H28ZM28 202H27V204H28ZM25 203H26V202H25ZM29 203H30V202H29ZM46 203H47V201H46ZM5 204H6V202H5ZM8 205H9V204H8ZM10 205H11V204H10ZM14 205H16V203H15ZM35 205H36V204H35ZM48 205H49V203H48ZM17 206H19V205H17ZM30 206H31V205H30ZM33 206H34V205H33ZM33 206H31V208H32ZM41 206H42V205H41ZM43 206H44V205H43ZM43 206H42V207H43ZM25 207H26V206H25ZM39 207H40V206H39ZM4 208H5V207H4ZM4 208H3V211H4ZM11 208H12V207H11ZM15 208H16V207H15ZM33 208H35V207H33ZM33 208H32V209H33ZM17 209H18V207H17ZM44 209H45V208H44ZM33 210H34V209H33ZM36 210H37V209H36ZM112 210H113V209H112ZM1 211H2V210H1ZM16 211H17V210H16ZM11 212H12V211H11ZM34 212H35V211H34ZM110 212H111V211H110ZM12 213H13V212H12ZM112 213H113V212H112ZM115 213H116V212H115ZM1 214H2V213H1ZM8 214H9V213H8ZM11 217H12V216H11ZM7 218H9V217H7ZM7 218H5V219H7ZM25 218H26V217H25ZM1 219H2V218H1ZM117 220H118V219H117ZM5 221H6V220H5ZM1 222H2V221H1ZM7 222H8V221H7ZM17 222H18V221H17ZM116 222L119 223V221H116ZM2 223H3V222H2ZM8 223H9V222H8ZM82 223L84 224V222H82ZM6 224H7V223H6ZM14 224H15V223H14ZM85 224H86V223H85ZM4 225H5V224H4ZM79 225H80V224H79ZM120 225H121V224H120ZM81 226H82V225H81ZM83 226H84V225H83ZM83 226H82V229H83ZM116 226H117V223H116ZM66 227H67V225H66ZM68 227H70V226H68ZM2 228H3V227H2ZM35 228H36V227H35ZM102 228H103V227H102ZM121 228H123V227H121ZM68 229H69V228H68ZM123 229H124V228H123ZM69 230H70V229H69ZM76 231H77V230H76ZM122 231H123V230H122ZM36 232H37V231H36ZM70 232H71V231H70ZM74 232H75V231H74ZM82 232H83V231H82ZM123 232H124V231H123ZM1 233H2V232H1ZM3 233H6V231L3 232ZM78 233H79V232H78ZM88 233H89V232H88ZM13 234H14V233H13ZM71 234H72V233H71ZM74 234H75V233H74ZM100 234H101V233H100ZM124 234H125V233H124ZM18 235H19V234H18ZM64 235H65V234H64ZM66 235H67V234H66ZM68 235H69V234H68ZM68 235H67V236H68ZM76 235H77V234H75L74 236H76ZM105 235H106V234H105ZM122 235H123V233H122ZM122 235H121V236H122ZM4 236H5V235H4ZM16 236H17V234H16ZM21 236H22V235H21ZM59 236H60V235H59ZM77 236H78V235H77ZM77 236H76V237H77ZM79 236H80V235H79ZM108 236H109V235H108ZM110 236H111V235H110ZM80 237H81V236H80ZM7 238H8V237H7ZM57 238H58V237H57ZM74 238H75V237H74ZM8 239H9V238H8ZM61 239H62V238H61ZM6 240H7V239H6ZM66 240H67V239H66ZM71 240H72V239H71ZM126 240H127V239H126ZM152 240H153V239H152ZM12 241H13V240H12ZM50 241H52V244H53V241H54V240H50ZM50 241H49V242H50ZM68 241H69V240H68ZM68 241H67V243H68ZM77 241H78V239H77ZM122 241H123V240H122ZM122 241H121V242H122ZM47 242H48V241H47ZM63 242H64V241H63ZM63 242H62V243H63ZM157 242H158V241H157ZM3 243H5V242H3ZM6 243H7V242H6ZM15 243H16V242H15ZM26 243H27V242H26ZM7 244H8V243H7ZM57 244H58V243H57ZM72 244H73V242L71 243V245H72ZM87 244H88V243H87ZM107 244H108V243H107ZM140 244H141V243H140ZM17 245H18V244H17ZM21 245H22V244H21ZM100 245H101V244H100ZM109 245H110V244H109ZM142 245H143V244H142ZM19 246H20V245H19ZM28 246H29V245H28ZM43 246H44V245H43ZM55 246H56V245H55ZM82 246H83V245H82ZM86 246H88V245H86ZM86 246H85V247H86ZM93 246H94V245H93ZM53 247H54V246H53ZM59 247H61V245H60ZM65 247H67V246H65ZM89 247H90V246H89ZM91 247H92V246H91ZM2 248H3V247H2ZM17 248H18V247H17ZM55 248H56V247H55ZM70 248H71V247H70ZM80 248H81V247L79 246L78 249H80ZM145 248H147V246H145ZM63 249H64V248H63ZM66 249H67V248H66ZM78 249H77V251H78ZM103 249H104V248H103ZM136 249H137V248H136ZM139 249H140V248H139ZM147 249H148V248H147ZM147 249H145V250H147ZM157 249H158V248H157ZM21 250H22V249H21ZM153 250H154V249H153ZM5 251H6V250H5ZM118 251H119V250H118ZM127 251H128V250H127ZM140 251H141V249H140ZM158 251H159V249H158ZM11 252H12V251H11ZM30 252H31V251H30ZM32 252H34V251H32ZM51 252H53V251H51ZM81 252H82V251H81ZM99 252H100V251H99ZM146 252H147V251H146ZM151 252H152V251H151ZM160 252H161V251H160ZM39 253H40V252H39ZM45 253H46V252H45ZM48 253H49V252H48ZM53 253H54V252H53ZM79 253H80V252H79ZM95 253H96V252H95ZM158 253H159V252H158ZM16 254H17V253H16ZM25 254H26V253H25ZM33 254H34V253H33ZM49 254H50V253H49ZM55 254H56V253H54V255H55ZM74 254H75V253H74ZM74 254H73V255H74ZM113 254H114V253H113ZM118 254H119V253H118ZM122 254H123V253H122ZM155 254L157 255L156 252H155ZM23 255H24V254H23ZM56 255H57V254H56ZM91 255H92V254H91ZM125 255H126V254H125ZM132 255H133V254H132ZM136 255H139V254L136 253ZM151 255H152V254H151ZM45 256H48V255H45ZM45 256H44V257H45ZM104 256H105V255H104ZM104 256H103V257H104ZM118 256H119V255H118ZM142 256H143V255H142ZM144 256H145V255H144ZM146 256H147V254H146ZM12 257H13V256H12ZM12 257H11V258H12ZM18 257H19V256H18ZM25 257H26V256H25ZM27 257H28V255H27ZM72 257H73V256H72ZM78 257H79V256H78ZM86 257H87V256H86ZM109 257H110V256H109ZM133 257H135V256L133 255ZM154 257H156V256H154ZM67 258H69V257H67ZM73 258H76V257H73ZM83 258H84V257H83ZM100 258H101V257H100ZM100 258H98V259H100ZM113 258H114V257H113ZM116 258H118V257L116 256ZM6 259H7V258H6ZM13 259H14V258H13ZM20 259H21V258H20ZM79 259H80V258H79ZM118 259H119V258H118ZM9 260H10V259H9ZM21 260H22V259H21ZM41 260H42V259H41ZM63 260H64V259H63ZM80 260H81V259H80ZM107 260H109V259H107ZM125 260H126V259H125ZM135 260H136V259H135ZM141 260H143V259H141ZM153 260H154V259H153ZM26 261H27V260H26ZM26 261H25V262H26ZM31 261H32V259H31ZM39 261H40V260H39ZM65 261H66V260H65ZM65 261H64V262H65ZM92 261H93V260H92ZM109 261H110V260H109ZM111 261H112V260H111ZM113 261H115V260H113ZM116 261H117V260H116ZM143 261H145V260H143ZM1 262H2V261H1ZM4 262H5V261H4ZM16 262H17V261H16ZM22 262H23V261H22ZM37 262H38V261H37ZM44 262H45V261H44ZM135 262H137V261H135ZM148 262H149V261H148ZM150 262H151V261H150ZM153 262H154V261H153ZM157 262H158V260H157ZM256 262H257V261H256ZM11 263H12V262H11ZM11 263H10V264H11ZM77 263H78V262H77ZM110 263H111V262H110ZM116 263H117V262H116ZM122 263H123V262H122ZM130 263H131V262H130ZM139 263L141 264V262H138L137 264H139ZM7 264H8V263H7ZM12 264H13V263H12ZM14 264H15V262H14ZM117 264H118V263H117ZM119 264H120V263H119ZM132 264H133V263H132Z\"/></svg>", "mask_w": 264, "mask_h": 264}]
</instances>
